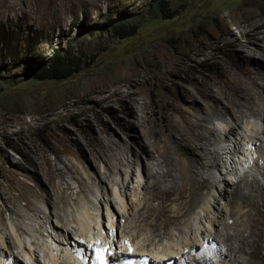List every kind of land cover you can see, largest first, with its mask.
<instances>
[{"label":"rangeland","instance_id":"obj_1","mask_svg":"<svg viewBox=\"0 0 264 264\" xmlns=\"http://www.w3.org/2000/svg\"><path fill=\"white\" fill-rule=\"evenodd\" d=\"M13 1L21 4L23 10L16 7L0 12V32L4 33L0 39L11 42L8 46L11 55L0 44V218L3 222L17 219L12 211L6 210L7 206L28 217L32 205H43L49 210L41 194L51 201L60 192L64 210H70L71 203L78 199L91 205L90 199L96 191L112 197L108 180L102 181V189L93 186L89 192L80 186L82 195L76 196L79 189L74 177L78 172L96 180L103 175V166L109 162L103 153H112L99 144L106 134L119 142L127 140L117 123V118L127 120V113L114 98L108 103L100 99L117 87V83L120 89H125L118 81L133 82L134 87L127 89L129 96L125 99L145 103L149 111L157 112L154 116L159 121L169 90L176 98L184 94L196 98L191 103L196 108L201 104L199 97L205 86L217 91L213 82L223 69L236 71L228 42L235 40L243 46L246 37L242 30L254 33L257 47L254 55L264 51V0ZM165 7L168 12L163 15L161 10ZM115 12L128 25L136 26L133 36L120 39L111 32H102ZM232 20L242 21L244 27L236 28ZM32 36L29 50L45 51L41 60L25 49L27 38ZM51 45L53 49L68 45L69 56L79 58V67L62 80H37L32 73L39 63L46 61ZM165 124L164 119L159 126ZM148 146L157 159L149 142ZM136 149L132 146V150ZM172 149L174 157L181 158V152L175 146ZM140 156L145 166V156ZM113 160L111 164L115 163ZM132 170L142 178L139 165ZM213 174L216 178V173ZM256 177L264 186L261 176ZM123 178L120 171V180ZM66 183L71 184V189L64 192ZM222 188L223 184L218 182L216 188L204 184L201 192L209 198V195L217 196V189ZM173 196V192L165 193L159 203L150 193H145L147 217L143 223L153 222L154 212L149 208L159 204L167 214ZM235 196L231 205H241L240 197ZM202 203L200 199L190 203L187 212L193 213ZM235 216L233 212L230 224ZM249 219L257 223L261 215ZM175 222L169 217L162 226V216L154 221L163 232ZM218 239L216 236L215 240ZM116 241L115 233L114 245ZM223 243L229 245L228 241Z\"/></svg>","mask_w":264,"mask_h":264},{"label":"bare ground","instance_id":"obj_2","mask_svg":"<svg viewBox=\"0 0 264 264\" xmlns=\"http://www.w3.org/2000/svg\"><path fill=\"white\" fill-rule=\"evenodd\" d=\"M21 6L13 0H0V12L6 8L23 10ZM232 23L236 28L244 27L242 21ZM242 31L246 37L243 46L235 40L228 42L236 71L223 69L214 78L217 91L205 86L199 97L201 104L196 108L191 106L196 98L185 94L176 98L169 90L158 121L154 109L149 111L145 103L125 99L129 96L127 89L134 87L129 81H118L125 89H120L117 83V87L100 98L107 103L114 98L127 113V120L117 118L127 140L119 142L106 134L99 144L112 153H103L109 161L103 166V175L96 180L78 172L74 178L79 190L75 194L82 195L80 186L88 192L93 186L102 189V181L108 180L112 197L96 191L91 205L78 199L71 203L70 210H64L60 192L51 201L41 194L49 210L43 205H32L30 217L7 206L6 210L12 211L17 219L3 222L0 218V264H91L90 255L84 253L79 260L85 262L80 263L71 259V254L76 246L86 250L93 244L107 246V251L114 248L115 255L145 254L155 264H165L170 259L173 261L168 264H180L182 260L186 264H200L193 261L198 255L197 236L214 241L219 237L216 242L221 245L223 258L216 264H264V186L256 177L260 175L264 180V51L254 55L257 49L254 33ZM96 102L100 103L98 99ZM162 119L166 122L163 127L159 126ZM148 142L157 159L148 149ZM132 146L137 149L132 150ZM173 146L181 152V158L174 157ZM246 151L258 153L261 165L256 159L249 168L255 173L242 170L247 163ZM141 154L147 161L145 166ZM138 165L142 178L132 170ZM217 182L224 188L217 189V196L206 198L208 194L201 192V185L216 188ZM65 186L64 192L71 189L70 183ZM169 192L174 196L168 213L159 204L149 208L154 212L153 222L143 223L147 217L144 194L150 193L161 203L162 195ZM237 195L241 205H231ZM199 199L203 203L198 209L187 212L189 204ZM233 212L236 216L230 224ZM259 215L257 223L249 219ZM161 216L162 226L169 217L176 221L167 232L158 230L154 223ZM112 229L117 235L116 245Z\"/></svg>","mask_w":264,"mask_h":264},{"label":"trees","instance_id":"obj_3","mask_svg":"<svg viewBox=\"0 0 264 264\" xmlns=\"http://www.w3.org/2000/svg\"><path fill=\"white\" fill-rule=\"evenodd\" d=\"M161 12L163 15H166V12H168L167 7H165V9L162 8ZM118 15L119 14L115 12L109 16L110 21L108 22V25L104 27V31L102 32H111L120 39L133 36L136 32V26L128 25L126 20L120 18V15ZM113 18H115L114 21H112ZM167 18H169V16ZM0 36H4V33L0 32ZM33 38V36L31 39L27 38L25 49L41 60L46 55L45 51H40L39 49L29 50V42ZM0 44H4V49L6 48V52L11 55V52L8 49V46L11 44L10 40H4L2 37V39H0ZM67 48L68 45L53 49V45H51V53L46 56V61L39 63L35 68V71L32 73L34 78L42 81L62 80L76 72L79 67V58L69 56Z\"/></svg>","mask_w":264,"mask_h":264},{"label":"clouds","instance_id":"obj_4","mask_svg":"<svg viewBox=\"0 0 264 264\" xmlns=\"http://www.w3.org/2000/svg\"><path fill=\"white\" fill-rule=\"evenodd\" d=\"M247 150V149H246ZM249 153V154H248ZM244 156L247 158V163L245 166H243L242 170L244 171H249L253 164V162L257 159L256 153L250 154V151H246ZM237 159H241V156H239ZM241 164V163H240ZM246 167V168H245ZM245 168V169H244ZM240 170V172L242 171ZM208 233L213 234V232L209 231ZM197 243H199L198 246V251L195 252L198 254L193 258V261L199 262L200 264H211L218 262L221 258V245H219L216 241L212 240V238H205L201 236H197ZM210 245L212 246L211 249H205V246ZM192 252H194V248L191 249ZM196 251V250H195ZM224 249L222 250V252ZM126 255H133V259L135 260L134 264H138V262L141 259H147L148 264H155V261L151 259L149 256L142 254H135V253H130V254H124V255H115V253L111 256H107L106 260L107 262L105 264H121L122 261L127 257ZM181 259V257L179 258ZM169 261H173V259L168 260L165 262V264H168ZM21 263H23L22 260H20ZM180 264H186L185 261L182 260Z\"/></svg>","mask_w":264,"mask_h":264},{"label":"snow or ice","instance_id":"obj_5","mask_svg":"<svg viewBox=\"0 0 264 264\" xmlns=\"http://www.w3.org/2000/svg\"><path fill=\"white\" fill-rule=\"evenodd\" d=\"M97 243H99V242H97ZM125 243H127V242H125ZM129 251H130V249H129ZM106 252H107V246L104 247L103 252L99 248L96 249V257H97L98 264H105L104 259H103V255Z\"/></svg>","mask_w":264,"mask_h":264}]
</instances>
